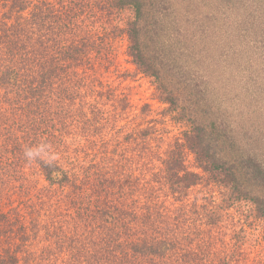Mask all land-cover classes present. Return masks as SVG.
I'll list each match as a JSON object with an SVG mask.
<instances>
[{
    "label": "trees",
    "instance_id": "16d2710c",
    "mask_svg": "<svg viewBox=\"0 0 264 264\" xmlns=\"http://www.w3.org/2000/svg\"><path fill=\"white\" fill-rule=\"evenodd\" d=\"M102 1L110 10L132 11L133 18L125 29L127 55L141 74L152 79L159 101L167 105L173 120L189 130L183 142L176 141L167 152L162 168L149 178H143L144 172L128 173L117 161V167L109 159L91 163L89 169L94 170H88L85 177L93 192L83 189L78 193L81 199L76 201H67L65 196L63 200L55 199L52 207L57 214L51 216L54 222L68 215L65 228L62 223L51 228L57 233L56 259L41 255L40 248L30 249L29 243L50 230L28 215L1 214L0 243L19 237L25 264L31 258L37 259V264H256L246 260L248 256L241 263L239 258L231 261L230 256L221 255L218 246L229 250L221 229L223 211L246 201L253 206L255 218L264 221V123L245 133L241 126L234 127L231 120L221 118L213 102L210 68L198 69V55L185 39L197 31L210 49L212 32L199 20L211 15L210 10L228 9L230 0ZM92 5L93 0H0V129L8 120L15 133L19 132V126L14 127L19 121L29 128L14 136L13 152H7L8 140L0 135V164L4 162L1 166L6 165L7 171L16 162L10 158L12 153L22 156L34 144L40 150L48 143L55 144L51 140L58 138L55 134L48 138L40 134L41 124L60 120L63 130L59 132L64 138L68 136L64 127L67 121L75 125L84 122L88 128L81 129L87 133H92L100 122L98 103L92 104L93 119L81 114L79 105L75 108L76 102L84 101L88 93L95 102L101 101L106 92L103 87L97 91L90 86L93 78L84 79L87 74L81 71L84 63L92 62L96 47L97 38L92 40L95 33L89 36L90 32L84 33L81 28L86 18L81 21V16ZM241 7L247 12L240 22L245 33L234 37L233 42L238 41L237 46L264 48V0H246ZM235 47L231 52H238ZM34 127L32 133H27ZM149 131L148 127L142 133ZM184 150L193 154L203 175L224 189L218 206L210 208L195 199L184 202L189 190L198 186L202 178L186 169ZM34 162L48 182L58 179L61 167L57 161L37 156ZM60 181L64 186L68 177L64 175ZM97 181L105 190L97 189ZM3 186L0 174V207L8 197ZM166 189L181 203L173 211L163 206ZM231 237L237 244L239 240L244 242L236 232ZM259 260L264 264V257ZM21 262L18 253L0 258V264Z\"/></svg>",
    "mask_w": 264,
    "mask_h": 264
},
{
    "label": "rangeland",
    "instance_id": "374dc122",
    "mask_svg": "<svg viewBox=\"0 0 264 264\" xmlns=\"http://www.w3.org/2000/svg\"><path fill=\"white\" fill-rule=\"evenodd\" d=\"M240 1L230 0L228 7L231 10L222 7H219L218 11L208 9L211 15L199 20L201 25H205L206 30L212 32L214 41L210 42V49H207L208 41L196 33L197 31L191 33L188 38L186 35L185 39L188 43H192L189 46L194 55H198L196 56V61H200L198 69L210 68L209 78L214 86L213 102L219 107L221 118L229 122L231 120V125L241 126L246 133V130L251 131L264 123V48L247 47L245 44L237 46L238 41L233 42L234 37H241V34L245 33L240 22L247 14L241 7L242 2L246 0ZM222 4L223 1L220 5ZM88 9L81 16V21L86 17L81 28L83 32L88 30L89 36L95 33L92 40L97 38V41L95 50L91 54L92 62L84 63L81 71L87 74L84 79L93 78L90 86L94 85L97 91L103 87L106 92L103 93L101 101L97 99L95 102L91 93H88L84 101L76 102L75 108L79 105L82 108L80 113L93 119L92 104L98 103L97 107L102 111L99 115L100 122L96 124L92 133H87L82 130L88 128L84 122L75 125L67 121L64 127L68 136L63 138L59 132L63 130L61 121L50 120L47 124H41L39 130L41 129L40 134L45 138L55 134L58 138L51 139L54 145L48 143L40 150L37 144H34L27 148L26 154L22 156L17 152L12 153L10 158L16 159V162L11 163L13 167L9 171L4 168L6 165L1 166L4 162L0 164V174L5 181L3 190H6L5 193L8 195L7 200L0 207V215L4 213L13 217L18 214L28 215L29 219L39 225L48 226L50 233L44 230L37 240L29 243V247L33 251L35 248H40L41 255L44 254L50 260L58 257L55 250L57 233L51 228L58 227L60 223L62 228H65L68 218V215L63 214L61 222L52 220L51 216L55 214L52 208L55 199L63 200L65 196L67 201H76L81 199L82 196L78 193H83V189L88 188V193L93 192L88 187V179L85 177L88 170H94L89 169L91 163H100L109 159L116 166L117 161L124 166L123 170H129L128 173L135 170L136 172L133 173L140 175L144 172L146 176L143 178H149L152 173L162 168L161 163L166 159L167 152L176 141L177 144L182 143L184 133L189 130L185 124L173 120L167 111V105L159 101L152 79L141 74L127 55L129 43L125 29L133 18L132 11L110 10L109 5L103 4L102 0H93V5L88 6ZM203 15L206 17V14ZM182 26L183 22L180 24V27ZM235 46L238 47L237 53L235 50L231 52ZM88 83L89 81H86L87 86ZM82 86L84 87V84ZM3 123L0 135L8 140L5 142L9 147L7 152H13L12 145L16 144V135L24 134L23 131L29 128L27 124L22 125L23 122L19 121L18 125H14V127L19 126L17 129L19 132L16 130L15 133L10 120ZM35 127L27 133H32ZM148 127L150 131L143 135L142 131ZM11 136L14 140H11ZM15 156L23 160L19 159V161ZM37 156L52 158L59 163L61 170L58 179L53 182L45 179L41 169L34 162ZM26 159L28 160L25 161ZM184 162L188 171L202 176L200 184L189 190L184 202H192L195 199L199 204L210 208L218 206L223 199L224 189L203 175L195 163L193 154L188 150H184ZM6 171L9 177L6 176ZM64 175L68 177V182L63 186L60 179ZM85 179L87 181L83 182ZM95 184L97 189H104L99 181ZM167 191L168 189L165 194L163 193V206L173 211L180 207L181 203L173 196H169ZM63 205L64 203L61 208ZM175 214L177 215V211ZM77 219H79L78 214ZM221 223L223 239L226 240L229 249L218 246L221 255L230 256L231 261L233 259L238 261L239 258L240 263L248 256L246 260L251 259L253 263L261 264L259 259L264 257V221L255 218L253 206L246 201L236 204L233 208L223 211ZM234 232L244 242L239 240L237 244L231 237ZM22 246L19 237L11 241L3 239L0 243V258L18 253V257L23 261L20 264H25L26 256L23 255ZM10 249L14 252L10 253ZM26 264H37V259L34 261L31 258Z\"/></svg>",
    "mask_w": 264,
    "mask_h": 264
}]
</instances>
